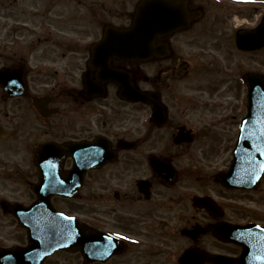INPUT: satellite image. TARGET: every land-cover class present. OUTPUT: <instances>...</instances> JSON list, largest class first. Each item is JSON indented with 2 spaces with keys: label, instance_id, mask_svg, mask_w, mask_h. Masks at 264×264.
<instances>
[{
  "label": "flooded vegetation",
  "instance_id": "flooded-vegetation-1",
  "mask_svg": "<svg viewBox=\"0 0 264 264\" xmlns=\"http://www.w3.org/2000/svg\"><path fill=\"white\" fill-rule=\"evenodd\" d=\"M141 1L0 0V264H185L188 251L238 264L232 223L250 216L200 207L211 194L185 184L199 187L205 163L193 145L246 107L239 57L263 59L264 45L239 35L262 23L264 0H163L182 14L139 59L120 34ZM133 86L144 100L122 94ZM56 210L81 222V250L44 251Z\"/></svg>",
  "mask_w": 264,
  "mask_h": 264
},
{
  "label": "water",
  "instance_id": "water-1",
  "mask_svg": "<svg viewBox=\"0 0 264 264\" xmlns=\"http://www.w3.org/2000/svg\"><path fill=\"white\" fill-rule=\"evenodd\" d=\"M177 8L178 6L168 7L165 10L162 0L151 4L150 0H144L138 8L133 28L120 34V39L125 41L121 46L124 53L133 55L135 58H144L146 51L149 53L155 37L163 33L162 30L166 26L176 28L174 27L176 26V12L182 14V9ZM165 11L168 12L165 13ZM259 38L264 39V21L260 27L244 36L242 44H247L249 48H256L260 45ZM248 83L250 88L248 115L241 125L239 139L233 151L234 159L230 169L221 173L217 178L230 188L254 187L264 174V75L251 74L248 76ZM205 206L208 209H214L206 203ZM80 232H83L82 227L77 221L63 222L55 232L57 243H65V246L71 249H81ZM90 241L91 239L88 238V244ZM61 246L64 247V245ZM193 256V252L188 251L184 254L183 261L187 264H194Z\"/></svg>",
  "mask_w": 264,
  "mask_h": 264
},
{
  "label": "rangeland",
  "instance_id": "rangeland-1",
  "mask_svg": "<svg viewBox=\"0 0 264 264\" xmlns=\"http://www.w3.org/2000/svg\"><path fill=\"white\" fill-rule=\"evenodd\" d=\"M239 59L245 63L247 69H261L264 71V58L261 59L260 57H257L255 53H248L247 56L243 54ZM235 103L236 102H234V104ZM241 113L243 114V112ZM237 118L233 115L228 123L227 129L225 130L226 122L213 127V129L216 130L215 134L208 138L202 137L193 145L199 160L205 161V163L200 165L199 176H201V178L198 182L199 187L194 181H190L188 184H185V186L189 189H193V191H198L200 194L211 193L215 195L216 199L223 203L227 210L230 211L231 216L229 217L232 220L242 221V219L236 218L238 216H250L259 222H263L264 178L259 187L252 192L230 190L214 182V175L220 170L227 168L230 164V147L236 138H234V126H236ZM205 172L211 176V180L208 177L202 178V175H204ZM246 204L247 206L249 204V208L245 206ZM236 207L248 208L251 212L244 213L245 211H241L240 209L236 210ZM199 220L203 223L210 221L206 215H200ZM207 243L211 247L216 245V243H213L210 240H208Z\"/></svg>",
  "mask_w": 264,
  "mask_h": 264
},
{
  "label": "bare ground",
  "instance_id": "bare-ground-1",
  "mask_svg": "<svg viewBox=\"0 0 264 264\" xmlns=\"http://www.w3.org/2000/svg\"><path fill=\"white\" fill-rule=\"evenodd\" d=\"M149 55H150V51H149V53H147V51H146V56H145V57H147V56H149ZM145 57H144V58H145ZM144 58H143V59H144Z\"/></svg>",
  "mask_w": 264,
  "mask_h": 264
}]
</instances>
